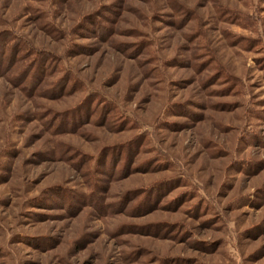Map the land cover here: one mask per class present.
<instances>
[{"label": "rangeland", "instance_id": "1", "mask_svg": "<svg viewBox=\"0 0 264 264\" xmlns=\"http://www.w3.org/2000/svg\"><path fill=\"white\" fill-rule=\"evenodd\" d=\"M0 264H264V0H0Z\"/></svg>", "mask_w": 264, "mask_h": 264}]
</instances>
